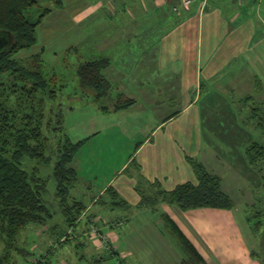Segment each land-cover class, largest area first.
Listing matches in <instances>:
<instances>
[{"label": "rangeland", "instance_id": "374dc122", "mask_svg": "<svg viewBox=\"0 0 264 264\" xmlns=\"http://www.w3.org/2000/svg\"><path fill=\"white\" fill-rule=\"evenodd\" d=\"M36 1L40 6L50 8V11L36 26L35 43L18 51L14 57L39 52L42 72L54 79V85H61L53 101L46 102V110L55 109L59 103L61 132L71 142L82 141L73 156L78 181L70 187L69 197L85 206L93 198L90 196H96L94 200L98 198L96 202H90L93 205L87 215L97 212L101 221H97L95 226L100 229L105 227L103 230L112 234L109 245L113 250H97L93 246L85 216L74 226H65L51 176L54 158L51 157L47 164L35 159H23L22 168L27 171L35 168L36 174L45 179L41 197L51 217L44 226L28 225L20 232L18 245H22L25 253L14 259L11 257V264H22L25 260L40 264L37 259L43 264H92L96 259L99 262L94 264H177L180 254L178 244L164 227V236L158 237L155 231H151L155 222L162 228L161 219L148 206L139 205L140 195L136 190V200L129 202L127 199L125 208L116 206L113 202L118 199L107 192L97 193L125 160L128 161L121 174L137 179L138 158H134L132 152L146 136H153V139L163 136L195 160L205 155L206 168L219 177L221 190L234 203V220L244 243L251 249H257L258 239L250 234L245 221L248 211L243 205L253 202L256 194L253 188L259 185V180L254 177L258 173L254 174V164L247 162L245 150L251 142H258L264 148V103L259 105L256 96L254 101L246 100V93L240 94L239 98L227 91L220 93L215 81V72L220 65L234 66L243 62L240 54L230 56L231 49L237 48L235 41L239 38V32H236L235 44L227 43L222 27L215 38L214 51L207 55L198 54L196 61L192 56L191 59L187 55L183 57L178 51L179 44L172 53L167 52L166 47L172 44L168 37L172 36V16L162 20V17L156 19L147 14L137 18L136 24L126 22L128 30L142 26L143 29L157 31V64L154 52L152 61L147 56L149 49L136 51L128 44L122 48V41L118 38L122 33V0H61L60 6L48 0ZM95 3L96 6H93ZM211 7L208 4L204 13ZM85 8H89L90 12L84 13ZM226 10L230 8H222L220 15L224 30H234L247 21L245 15L230 21L228 18L232 13H226ZM108 33L112 35L100 38ZM221 41L228 52L219 57L218 45ZM122 55L126 56L124 62ZM100 56L109 61L101 72L110 86L105 96L94 98L92 88L78 84L75 68L81 62ZM141 56L144 59L138 62ZM191 62L196 66L202 85H193ZM181 73L184 74L183 79ZM122 93L135 100L133 106L125 111L113 110L115 97ZM150 96L151 101L148 100ZM188 102L189 106L178 113ZM176 112L178 114L173 118L166 119ZM236 126L243 127L246 133L235 134ZM45 132L49 134V131ZM188 145L190 148H187ZM54 146V139L49 138V147ZM196 147L199 151L195 150ZM209 153L214 157H210ZM260 154L264 173V150ZM216 161L223 165L218 167ZM242 167L251 168L254 172L246 170L242 173ZM255 218L262 220L260 216H252L249 221L252 223ZM59 232L62 237L57 240ZM63 238L65 240L61 241ZM171 247L175 253L170 250ZM47 249V257L40 258V251ZM11 254L14 255V252L11 251ZM247 258L239 255L238 264H260L258 258L253 261ZM207 260L210 261L209 258ZM221 263L224 262L221 260Z\"/></svg>", "mask_w": 264, "mask_h": 264}, {"label": "trees", "instance_id": "16d2710c", "mask_svg": "<svg viewBox=\"0 0 264 264\" xmlns=\"http://www.w3.org/2000/svg\"><path fill=\"white\" fill-rule=\"evenodd\" d=\"M48 1L56 6L61 4V0ZM49 11L50 8L40 6L36 0H0V31L8 32L11 36L10 43L0 51V264H11L12 259L25 253L22 245H18L22 230L28 225L44 226L51 217L41 197L45 179L36 174L35 168L29 171L22 168L23 159H35L47 164L51 157L54 158L51 167L54 194L67 228L77 223L85 209L83 203L70 199L68 193L77 179L76 171L69 164L82 141L71 142L61 132L62 112L59 103L55 109L46 110V102L53 101L61 85H54V79L42 72L39 52L26 57H14L18 51L35 43L36 26ZM108 63L107 58L97 57L81 62L75 68L78 84L92 88L95 91L94 98L105 96L109 89L110 84L101 72ZM132 103V99L118 94L113 109L125 108ZM46 130L50 135H46ZM49 138L54 139L53 148L49 147ZM262 150L264 148L258 142H251L245 150L247 162L254 164V174L258 173L254 177L259 180V185L253 188L256 192L253 202L245 205L248 211L246 224L251 236L258 239L257 249H250L248 254L252 259L258 258L260 264H264ZM185 160L195 183L186 181L164 190L157 181L149 182L144 187L136 182L134 190L140 195L139 205L152 207L165 203L180 211L194 208L231 209L233 202L221 190L219 177L207 171L197 160L188 156H185ZM104 191L112 194L111 187H106ZM115 201L113 203L116 205L123 203L120 199ZM252 216H260L262 220L255 218L251 223L249 220ZM160 218L184 254L179 264H202V257L175 223L165 214L160 215ZM49 229L52 230L51 227ZM61 237L59 232L56 239ZM48 252L49 249L40 251V258H45ZM37 260L40 264L44 263ZM22 264L32 262L25 260Z\"/></svg>", "mask_w": 264, "mask_h": 264}, {"label": "crops", "instance_id": "0c3cea01", "mask_svg": "<svg viewBox=\"0 0 264 264\" xmlns=\"http://www.w3.org/2000/svg\"><path fill=\"white\" fill-rule=\"evenodd\" d=\"M208 4L212 7L204 13V9ZM93 6H96V3ZM227 6L230 10H226V13L229 11L232 13L228 18L230 21L244 15L247 17V21L244 24L238 25L234 30H224L220 15L222 8ZM172 7H176L177 12L173 11ZM83 12L89 13L90 10L89 8H85ZM147 14H150L151 17H155L156 19L162 17V20L172 16V29L170 30V35L172 36L168 35L169 39L172 40V44L170 47H166L167 52L172 53L177 44H179L177 46L178 51L183 57L187 55L188 58L191 59L192 56L196 61L198 54L201 55V53H203V55H207L212 50L214 51L216 47L215 38L220 34L223 27V35L226 42L231 44H235L236 42L237 44V48L231 49L230 56L234 57L236 54H240L243 62L234 66L230 64L220 65L216 69L215 81L218 92L224 93L227 91L230 94H236L237 98L246 93V100H253L254 96H256L259 105L264 103V0H204V2H202V0H193L186 8L181 7L178 0H122V33L118 37L122 41V48L128 44L131 48H135L136 51H146L149 49L147 56L150 61H152L154 52V60L158 64L159 52L157 31L153 32L150 28L143 29L142 26H138V29L134 30H128L126 27V22L129 23L133 21L136 24L137 18L139 19L142 15L145 17ZM74 18L77 17L74 16ZM237 31L239 32V38L234 42ZM108 34L107 36L102 35L100 38H106L112 35L110 33ZM167 45L168 43L166 46ZM218 46H220L218 48V56L222 57L228 51L224 49L223 41H221ZM165 54L164 52V55ZM125 58L126 56L122 55V62H124ZM143 59L144 57L141 56L138 62ZM191 63L193 72L190 77L192 78L193 85H197L198 83L202 85L200 83L201 79L197 77L196 66L193 62ZM207 65L209 66V64ZM217 66L218 65H216V67ZM181 75V79H183L184 74L181 73ZM122 95L125 96L124 93H122ZM130 99L133 100L130 106L117 110H129L135 102L133 98ZM148 100L151 101L152 97L150 96ZM190 102L180 108L178 113L183 112V110L189 106ZM178 113L176 112L166 119L173 118ZM158 125L159 123L156 126ZM235 129L236 131H234V133H246L243 127L236 126ZM162 137L159 136L158 139H153V136H146L136 144L132 153L134 158H138L137 179H135V177H124L121 174L128 161L125 160L119 168L115 170L113 176L108 177L102 186L99 187L97 193L102 194L105 192L104 190L106 187H111V195L124 203L115 205L125 208L127 199L129 202H134L136 200L137 195L134 190L136 182H139L141 186L144 187L149 182L157 181L164 190H170L175 184L186 181L195 183L194 175L184 158L185 156L191 158L193 156L185 152L180 146L170 143L167 138ZM189 146L190 145H188L187 148H190ZM196 149L197 147L195 150ZM197 151H199V149H197ZM209 156L214 157L212 153H209ZM204 158L205 155L201 159L199 158L196 160L200 162L207 171L215 174L213 171L206 168ZM217 161L216 164H219L218 167L223 165L217 163ZM69 166L76 171L73 157ZM242 169V173H245L246 170H253L248 167H242ZM77 181L78 179L76 182ZM90 197H93L90 202H95L94 198L96 196ZM90 202L85 206V209L78 219L79 221L82 216H85V222H87L88 225L91 223V220L94 224L97 221H101L100 217L96 215L97 212H92L87 215L89 212L88 209L93 205V203L90 205ZM243 207H245V204ZM232 208L229 210L194 208L180 211L173 205L160 203L156 206L149 207V210L151 212H157L159 217L165 214L175 223L178 229L202 257V264H238L239 255L250 257L248 252L251 248L247 247L241 237V232H238ZM102 222L106 223V221ZM161 227L162 228H159L158 223L155 222L153 226H151V231H155L158 237H160V235L164 236L165 234L163 231L165 227L163 222ZM104 228L105 227L98 229L102 233H109L103 230ZM109 235L110 237L112 236L111 233ZM90 240H92L93 246L99 250L95 240L91 237ZM170 250L173 251L174 249L171 247ZM127 251L130 253L129 250ZM167 253H169V246L167 247ZM179 253V257L177 255V264L184 258V254L180 248ZM206 257L209 258V262H207L208 260ZM221 260L224 263H221Z\"/></svg>", "mask_w": 264, "mask_h": 264}, {"label": "built area", "instance_id": "2783aa9c", "mask_svg": "<svg viewBox=\"0 0 264 264\" xmlns=\"http://www.w3.org/2000/svg\"><path fill=\"white\" fill-rule=\"evenodd\" d=\"M179 4L181 7L186 8L189 6V4L193 1V0H178ZM202 2H204V0H202ZM172 10L177 12V8L176 7H172ZM89 237H91L92 239L95 240L98 248H107V249H111V251L113 250V248H111V246L109 245V238H110V233H101L99 232L98 227L95 226V224L93 223V221L91 220V223L89 224ZM112 235V234H111Z\"/></svg>", "mask_w": 264, "mask_h": 264}, {"label": "water", "instance_id": "95a60500", "mask_svg": "<svg viewBox=\"0 0 264 264\" xmlns=\"http://www.w3.org/2000/svg\"><path fill=\"white\" fill-rule=\"evenodd\" d=\"M11 40V36L8 32L0 31V51L4 49Z\"/></svg>", "mask_w": 264, "mask_h": 264}]
</instances>
